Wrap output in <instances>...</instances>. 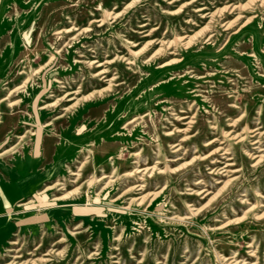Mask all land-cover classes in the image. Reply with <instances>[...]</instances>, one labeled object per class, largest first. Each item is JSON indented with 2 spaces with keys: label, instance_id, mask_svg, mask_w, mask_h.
I'll use <instances>...</instances> for the list:
<instances>
[{
  "label": "rangeland",
  "instance_id": "374dc122",
  "mask_svg": "<svg viewBox=\"0 0 264 264\" xmlns=\"http://www.w3.org/2000/svg\"><path fill=\"white\" fill-rule=\"evenodd\" d=\"M0 158V264H264V0H0Z\"/></svg>",
  "mask_w": 264,
  "mask_h": 264
},
{
  "label": "crops",
  "instance_id": "0c3cea01",
  "mask_svg": "<svg viewBox=\"0 0 264 264\" xmlns=\"http://www.w3.org/2000/svg\"><path fill=\"white\" fill-rule=\"evenodd\" d=\"M0 164L1 212L14 201V194L27 193L35 185L33 183L37 173H34V170L37 168L38 162L35 160L30 163L25 159H16V161L4 160ZM29 173L31 176H29ZM9 225L6 218L0 219V239L5 238L9 234Z\"/></svg>",
  "mask_w": 264,
  "mask_h": 264
},
{
  "label": "bare ground",
  "instance_id": "6f19581e",
  "mask_svg": "<svg viewBox=\"0 0 264 264\" xmlns=\"http://www.w3.org/2000/svg\"><path fill=\"white\" fill-rule=\"evenodd\" d=\"M261 1H263V0H261ZM252 3V2H251ZM238 4V3H237ZM241 4V3H240ZM260 4V3H259ZM240 6V5H239ZM243 6V5H242ZM247 6V5H246ZM205 8H200V9H198V11L199 12H201V11H203ZM223 9V8H222ZM222 9H220V10H222ZM105 11V10H104ZM118 15V14H117ZM100 19V18H99ZM247 21L246 22H249L250 21V19H246ZM142 27H145V25H143ZM205 28H206V26H205ZM68 29V28H67ZM73 37V36H72ZM179 38V37H178ZM177 40V39H176ZM177 42V41H176ZM146 43V42H145ZM172 44H173V42H171ZM171 43H169V46H170V44ZM177 44H179V45H181L182 47H188L189 46V41L188 40H186V42L185 43H181V41L179 42L178 41V43ZM128 49V48H127ZM157 50V49H156ZM128 60H130V59H127V61ZM180 60H171L170 62H167V63H165V64H163L162 66H160L159 68L160 69H162V68H164V67H166V66H169V65H171V64H174V63H177V62H179ZM92 62V61H91ZM100 63V62H99ZM102 64V63H101ZM99 66V65H98ZM103 73H105L104 71H101V72H99L98 73V75H100V74H103ZM29 81V79H25V81H24V84L25 83H27ZM73 92H68L67 94H66V96L68 97L69 95H71ZM11 105V104H10ZM186 117H183V118H181V119H185ZM247 125V124H246ZM258 126L259 127H257V128H254V129H248L247 127L242 131V134L244 135V137L242 136L241 138H240V136H238V137H234V136H232V132H230V133H228L227 134V132H224L223 133V138L224 139H226V138H233V140H235V139H239V141L238 142H240V141H242L243 139H245V137H254V135H253V133L255 132V131H257V130H259V129H261V126H260V124L258 123ZM250 134H252V135H250ZM256 134H258V133H256ZM19 138V137H18ZM215 141L216 140H211L210 142H208L207 144H205L206 146H210V145H212L213 143H215ZM228 143V142H227ZM259 142L258 141H256V142H252L250 145H256V144H258ZM179 145H174L172 148H176V147H178ZM230 147V146H229ZM179 149V148H178ZM178 149H176L174 152H177L178 151ZM262 150H258V152H261ZM224 154H226V151L224 152ZM228 156V155H227ZM254 157H253V160L255 161L254 163H253V165L252 166H255V165H257L259 162H261L262 161V159H263V156L262 155H253ZM250 157H252V155H250ZM202 158V157H201ZM217 158V157H216ZM225 159V158H224ZM226 161H229V159L228 160H226ZM215 163H218V162H215ZM231 163H233V162H231ZM233 164H229V163H226V165L224 166L225 168H227V167H229V166H232ZM217 170V173H219L222 169H215L214 171H216ZM136 171V170H135ZM225 172H227L228 173V171H226V170H222V172H220L219 173V175H222V173H225ZM232 173H235V172H232ZM104 178H106V177H104ZM91 179H92V177H91ZM139 179H141V178H139ZM57 185H59V184H57ZM143 185V184H142ZM127 192V190L124 192V193H126ZM203 192V191H202ZM202 192H200V193H202ZM257 192V191H256ZM258 194V193H257ZM40 195H42V193H40V194H38V196H40ZM144 196V195H143ZM43 198V197H42ZM246 198V197H245ZM57 199H59V198H53L51 201L53 202V201H57ZM136 201H140L141 202V198L140 199H135ZM246 202V201H245ZM261 201H259V203H260ZM250 203V202H249ZM33 204V201H28V202H26L25 204H22V205H20V206H18V207H24V208H26V207H29V206H31ZM187 204V203H186ZM261 204V203H260ZM249 206V205H248ZM247 206V207H248ZM193 207V206H192ZM252 207V206H251ZM192 213V212H191ZM190 214V213H189ZM259 217H260V215H259ZM258 217V218H259ZM221 227V226H220ZM15 244H17L16 243V241H8V245H10V246H12V245H15ZM55 246V245H54ZM21 260V259H20ZM235 260H237V259H235ZM242 264V263H241Z\"/></svg>",
  "mask_w": 264,
  "mask_h": 264
}]
</instances>
